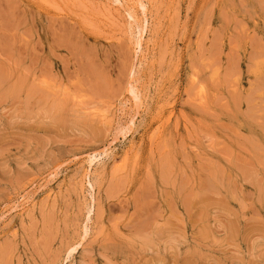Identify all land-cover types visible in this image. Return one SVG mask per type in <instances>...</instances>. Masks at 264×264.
I'll use <instances>...</instances> for the list:
<instances>
[{
  "label": "rangeland",
  "instance_id": "rangeland-1",
  "mask_svg": "<svg viewBox=\"0 0 264 264\" xmlns=\"http://www.w3.org/2000/svg\"><path fill=\"white\" fill-rule=\"evenodd\" d=\"M0 264H264V0H0Z\"/></svg>",
  "mask_w": 264,
  "mask_h": 264
},
{
  "label": "bare ground",
  "instance_id": "bare-ground-1",
  "mask_svg": "<svg viewBox=\"0 0 264 264\" xmlns=\"http://www.w3.org/2000/svg\"><path fill=\"white\" fill-rule=\"evenodd\" d=\"M203 98V97H202Z\"/></svg>",
  "mask_w": 264,
  "mask_h": 264
}]
</instances>
